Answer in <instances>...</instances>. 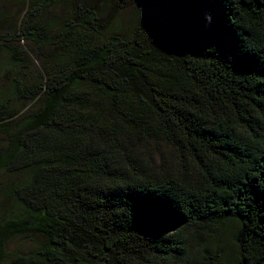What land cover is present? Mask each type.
I'll return each mask as SVG.
<instances>
[{
  "label": "trees",
  "instance_id": "1",
  "mask_svg": "<svg viewBox=\"0 0 264 264\" xmlns=\"http://www.w3.org/2000/svg\"><path fill=\"white\" fill-rule=\"evenodd\" d=\"M0 264H264V0H0Z\"/></svg>",
  "mask_w": 264,
  "mask_h": 264
},
{
  "label": "rangeland",
  "instance_id": "2",
  "mask_svg": "<svg viewBox=\"0 0 264 264\" xmlns=\"http://www.w3.org/2000/svg\"><path fill=\"white\" fill-rule=\"evenodd\" d=\"M132 15H133L132 12L124 11L121 15L122 24H125L128 20H130ZM35 71L36 70H34V73H35ZM30 78H31V73H29L28 81ZM28 244H29L28 242H23L20 239H17L15 241H13L9 247L12 248L13 246H17V247H21V249H24L28 246Z\"/></svg>",
  "mask_w": 264,
  "mask_h": 264
}]
</instances>
